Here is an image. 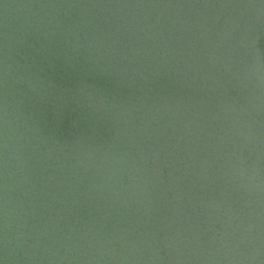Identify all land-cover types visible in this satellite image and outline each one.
Wrapping results in <instances>:
<instances>
[{"label": "water", "instance_id": "obj_1", "mask_svg": "<svg viewBox=\"0 0 264 264\" xmlns=\"http://www.w3.org/2000/svg\"><path fill=\"white\" fill-rule=\"evenodd\" d=\"M0 264H264V0H0Z\"/></svg>", "mask_w": 264, "mask_h": 264}]
</instances>
